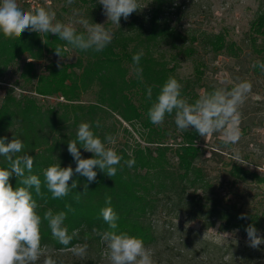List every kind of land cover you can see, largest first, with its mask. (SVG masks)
Listing matches in <instances>:
<instances>
[{
  "label": "trees",
  "instance_id": "16d2710c",
  "mask_svg": "<svg viewBox=\"0 0 264 264\" xmlns=\"http://www.w3.org/2000/svg\"><path fill=\"white\" fill-rule=\"evenodd\" d=\"M96 8H88L87 15L93 20L97 19ZM148 24V28H142L136 36H129L126 32L114 34L112 42L99 53L71 49L52 34L25 30L21 37L5 39L0 33V67L23 62L21 77L32 86L30 90L25 88L27 92L20 95L11 90L0 92V138L7 137V142L13 136L21 139L25 144L21 155L26 153L34 157L32 174L41 179L43 196H36L34 189L32 191L40 205L37 211L41 216L48 209L54 213L65 210L66 203L75 210L68 213L65 221L69 233H75L71 244L66 247L54 240L45 221L40 228L41 246L46 244L53 249L70 251L71 247L85 243L84 235L90 234L93 228L106 230L108 226L100 210L106 206L107 196L111 197V207L119 217L118 231L141 238L145 246L157 240L159 224L150 222V217L157 213L169 215L174 212L190 219H203L206 226L220 222L222 228L228 230L238 228L245 232L249 224H254L258 231L261 228L258 213L242 212L235 204H224L208 194L212 191V184L206 169L198 163L204 148L194 130L179 131L174 114L166 116L163 125H153L147 116L152 102L147 99V87H152V99L155 100L169 76L181 83L182 95L190 103L202 95L199 87L203 85L206 61L199 57L200 44L208 47L214 55L222 52L236 58L245 53L243 45L227 39L222 32H191L188 38L178 40L175 38L178 30L164 32L156 15ZM78 31L84 29L78 28ZM170 36L173 39L166 50L170 55L165 51L158 56L156 48ZM57 45L69 49L63 56H68L70 50L76 53L75 59H51L45 71L38 73L35 69L37 61L45 56H56L54 48ZM247 46L252 54V65L257 60L264 62V8H260L251 23ZM141 49L144 52L140 61L143 83L136 78L132 61L133 55ZM179 55L189 56L196 62L193 76L180 77L177 74ZM166 57H170L169 61L174 64L169 65ZM252 69L264 76L259 67L252 66ZM204 86V94L216 88L214 85ZM90 93L93 95L91 99H85L84 96ZM51 97L58 99L56 104L47 102ZM97 120L100 127H96ZM81 122L91 123L93 131L102 140L106 134L114 136L115 144L107 146L113 147L123 160L134 158L135 164L131 168L126 165L122 169L118 167L117 174L111 178L98 171L96 180L88 184L85 192L87 179L74 175L72 180L78 181L77 188L67 197L53 199L43 184L44 169L58 162L53 157H57L61 167L71 165L75 169L67 144L75 139ZM80 151L83 158L92 157V153L82 147ZM213 154L222 156L223 153L217 148ZM224 164L235 181L264 185V174L233 159ZM0 167H7L3 156H0ZM10 183L14 188L22 186L14 175ZM76 192L83 193L79 201L74 199ZM241 214L248 218L239 219ZM101 241L99 236H93L87 244L98 245Z\"/></svg>",
  "mask_w": 264,
  "mask_h": 264
},
{
  "label": "clouds",
  "instance_id": "9594fccd",
  "mask_svg": "<svg viewBox=\"0 0 264 264\" xmlns=\"http://www.w3.org/2000/svg\"><path fill=\"white\" fill-rule=\"evenodd\" d=\"M98 3L103 6L107 20L118 26L121 18L128 20L131 14L141 10L139 0H98ZM66 4L72 6L75 0H66ZM77 24L84 31H78ZM25 30L55 35L71 49L83 52H102L113 40L111 29L105 28V24L93 23L78 7H71V18L65 23L57 19L56 12L51 8L38 6L23 9L17 0H0V33L4 38L21 37ZM66 50L69 49L64 45H57L54 53L63 59ZM143 55L141 49L132 57L134 74L141 83L144 82L143 68L140 66ZM57 66L60 67L59 63ZM252 66L264 71L262 61L257 60ZM252 87L250 81L240 80L230 89L216 87L190 103L182 95L181 83L169 76L155 100L152 99V87H147V99L152 101L147 116L153 125H163L165 117L174 114V123L179 131L194 130L203 138L219 134L225 146L235 145L242 136L240 109ZM95 124L100 127L99 120ZM115 142V137L111 134H106L102 140L93 131L91 123L81 122L75 139L69 140L67 144V150L75 161V169L71 165L61 167L57 157H53L57 163L44 169L43 184L52 198L62 199L77 188L78 181L72 180L74 175L87 179L85 192L88 184L96 180L98 171L111 178L117 174L118 167H133L134 158L123 160L113 147L107 146L114 145ZM81 147L92 153V157L83 158ZM24 148L25 144L19 138L13 136L10 142H7V137L0 138V156L5 157L7 162V167H0V264H38L43 256L40 228L45 221L52 238L61 245L69 246L75 235L69 233L65 224L68 213L75 211L71 204L66 203L65 210L55 213L52 209L45 211L43 216L38 213L40 205L34 199L32 190L34 189L36 196L42 197V181L39 176L32 174L34 157L26 153L21 155ZM232 159H242L239 151H234ZM13 175L19 178L22 186H12L10 178ZM81 195L83 193L76 192L74 199L79 201ZM105 204L100 215L108 228L104 231L93 228L90 234L86 233L83 237L85 243L70 248L72 254L85 257L88 251L87 241L93 236H99L106 247L109 264H155L151 250L141 238L118 231L119 217L111 207L110 196L106 197ZM238 218L248 217L241 214ZM245 232L250 247L258 248L264 243V238L254 224H249ZM223 235L228 239L231 233L225 232ZM42 264H63V261H58L49 254L44 257Z\"/></svg>",
  "mask_w": 264,
  "mask_h": 264
},
{
  "label": "rangeland",
  "instance_id": "374dc122",
  "mask_svg": "<svg viewBox=\"0 0 264 264\" xmlns=\"http://www.w3.org/2000/svg\"><path fill=\"white\" fill-rule=\"evenodd\" d=\"M17 2L23 9L32 8V4L51 8L56 12L57 19L65 23L71 18V7H78L93 23L105 24V28L111 29L113 35L118 32H126L129 36L139 35L141 29L148 28V21L156 15L164 32L178 30L175 37L178 40L188 38L191 32H222L227 39L242 44L245 53L240 58L222 52L214 55L208 47L199 45V57L206 61L203 85L199 87L202 95L204 84L230 89L240 80H248L253 87L240 109L242 136L239 142L225 146L220 142L222 137L219 134L200 137L198 141L204 148V154L198 163L206 169L208 180L212 184V191H208V194L214 199L219 198L224 204H235L242 212L258 213L262 220L259 233L264 238V185H257L252 181H235L224 164L232 159L234 151H239L242 159L238 162L248 166L250 170L264 174V76L252 69V54L247 46L251 23L260 8H264V0H139L141 10L131 14L128 20L121 18L120 26L107 20L98 0H75L72 6H68L66 0ZM93 7H97L95 20L87 15ZM76 27L82 28L79 24ZM172 39L173 36H170L160 43L156 48L158 56L165 53ZM166 52L170 55L169 51ZM75 57L76 53L72 50L63 59L45 56L37 61L35 69L41 73L51 59L72 61ZM166 58L168 61L171 59ZM177 61L176 72L180 77H190L196 73V62L189 56L179 55ZM22 63L15 62L8 67H0L2 94L11 90L13 94L20 95L27 92L25 88L31 89L29 81L21 77ZM173 64L169 61V65ZM92 96L90 93L84 98L91 99ZM48 100L51 104L58 101L54 97ZM40 101L44 102L43 99ZM217 148L222 150V156L213 154V150ZM150 222L159 224L157 240L146 246L151 250L155 264H264V243L258 248L250 247L246 232L238 228L228 230L222 228L220 222L206 226L203 219H190L174 212L169 215L157 213L150 217ZM225 232L231 233L228 239L223 235ZM42 252L43 256L38 264H42L44 257L49 254L58 261H63V264H109L108 253L102 241L98 245H89L85 257L75 256L71 251L53 249L46 244L42 245Z\"/></svg>",
  "mask_w": 264,
  "mask_h": 264
},
{
  "label": "built area",
  "instance_id": "2783aa9c",
  "mask_svg": "<svg viewBox=\"0 0 264 264\" xmlns=\"http://www.w3.org/2000/svg\"><path fill=\"white\" fill-rule=\"evenodd\" d=\"M38 6H39V4H37V5L36 4H34V5L32 4L31 5L32 8H35V7H38Z\"/></svg>",
  "mask_w": 264,
  "mask_h": 264
}]
</instances>
